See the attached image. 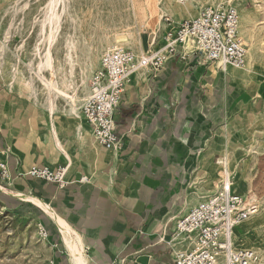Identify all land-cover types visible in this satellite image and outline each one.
Returning <instances> with one entry per match:
<instances>
[{
	"label": "rangeland",
	"instance_id": "374dc122",
	"mask_svg": "<svg viewBox=\"0 0 264 264\" xmlns=\"http://www.w3.org/2000/svg\"><path fill=\"white\" fill-rule=\"evenodd\" d=\"M207 6L236 8L239 36L247 54H255L250 68L246 69V57L245 68L234 70L237 75L233 77L232 68L222 72L205 64L194 80L199 83L195 93L201 106L203 97L211 105L201 112L200 128L214 138H207L211 149H220L213 157L219 173L224 165L218 160L227 163L235 189L255 208L253 215L236 227L235 244L254 250L256 264H264V0H0V103L4 105L0 104V113L5 117L8 112L15 119L0 117V131L6 123L17 130L24 119L26 135L20 147L31 155L33 163L47 159L53 150L46 144L39 147L40 134L56 149L77 134L79 123L90 134L80 107L102 54L122 46L139 56L159 41L156 37L163 17L179 24ZM50 34L54 39L49 47ZM115 35H125L128 42L115 43ZM48 47L50 69L41 67ZM44 82H53L64 93L50 84L45 87ZM237 95L245 97L244 104L230 108ZM50 102L58 140L49 125L46 109ZM31 110L38 112L33 115ZM13 132L11 141L15 140ZM4 137L0 134V147L6 153ZM34 214L29 204L11 196L0 181V264H50V247L38 233Z\"/></svg>",
	"mask_w": 264,
	"mask_h": 264
},
{
	"label": "crops",
	"instance_id": "0c3cea01",
	"mask_svg": "<svg viewBox=\"0 0 264 264\" xmlns=\"http://www.w3.org/2000/svg\"><path fill=\"white\" fill-rule=\"evenodd\" d=\"M178 25L173 21L171 28ZM165 28L159 29L154 50L163 47ZM183 53L179 48L154 77L148 68L130 76L114 115L120 137L115 150H105L84 129L61 144L60 151L40 134L39 147L46 144L53 150L47 159L33 163L31 155L20 148L25 125L23 136L19 134L11 142L4 133L7 123L4 129L2 125L0 134L5 136L10 155L0 147V161L6 162L11 177L4 184L11 196L35 211L47 234L50 264L72 263L59 225L40 204L47 206L72 235L80 237L92 264H173L177 247L172 252L170 237L176 220L214 193L224 170L230 171L225 163L220 175L213 160L220 149H211L208 139L213 137L200 128L201 112L211 106L206 97L201 106L195 93L199 83L194 76L203 64L195 55L182 58ZM191 58L194 63L188 64ZM234 70L232 77L237 75ZM244 98L237 95L230 108L243 105ZM4 110L7 112L6 107ZM5 116L11 119L8 112ZM0 117L7 120L1 113ZM31 165L66 167L65 186L26 176Z\"/></svg>",
	"mask_w": 264,
	"mask_h": 264
},
{
	"label": "built area",
	"instance_id": "2783aa9c",
	"mask_svg": "<svg viewBox=\"0 0 264 264\" xmlns=\"http://www.w3.org/2000/svg\"><path fill=\"white\" fill-rule=\"evenodd\" d=\"M183 1V0H180ZM166 27L162 32L163 47L147 50L141 55L122 47L107 49L101 56L98 69L91 75L88 95L80 113L94 140L105 150L120 146V137L114 121L115 111L121 103L130 76L148 68L153 77L166 62L175 57L178 49L182 58L196 55L203 65H214L220 71L228 68L243 70L246 66V45L239 36V15L230 6L202 7L191 20L171 28L172 20L162 18ZM189 50H185V47ZM187 51L188 53H185ZM4 155V152H1ZM66 167L50 169L32 166L26 176L63 188ZM0 181H11L6 162H0ZM234 187L233 175L228 169L217 189L177 219L170 237L173 264H256L254 250L235 244L236 227L254 213ZM42 239H47L43 226L37 224Z\"/></svg>",
	"mask_w": 264,
	"mask_h": 264
},
{
	"label": "bare ground",
	"instance_id": "6f19581e",
	"mask_svg": "<svg viewBox=\"0 0 264 264\" xmlns=\"http://www.w3.org/2000/svg\"><path fill=\"white\" fill-rule=\"evenodd\" d=\"M48 39H49V47H50L51 46V43H52V41L54 39V35L53 34H50ZM114 40H115V43H121V44H125V43L128 42V39H127V37L125 35H115ZM49 47L46 50V55H45L44 61L41 63V67H45V68H49L50 69V68H52V58L50 56ZM185 50L188 51L189 50V47L188 46L185 47ZM247 58H248V65H247V68L246 69L248 70L250 68V66H251L252 60L255 58V54L251 53V51H248ZM51 74L53 76V73H51ZM48 84H50L52 86L51 88H55L56 89V87L54 86L53 82H46V83L44 82V86L45 87L46 86L48 87ZM56 90H58V89H56ZM58 91L61 92V93H64V91H62V90H58ZM70 99H71L72 103L74 104L75 103V97L71 96ZM74 109H75V107L73 106V108L71 110L74 111ZM46 110L49 113L48 119H49V122H50L49 125H50V128H51L52 135L55 138H57L58 137V128L56 127L55 122H54V118H53V116L55 114V109L53 107V103L52 102H50V104H49V106H48V108ZM75 115H77V113H75ZM28 117H31V112H30V114H29ZM23 120L24 119L21 120V124L19 125L18 129L15 132H13L14 133L13 134L14 135L13 138H15V140L18 139L19 134L20 135H23L24 134L23 133V130H24V122H23ZM77 127H78V129H82V130L84 129L83 128L84 126L82 127L81 123H79ZM6 129H5L4 133L7 135V137L10 139V142H11V139H12L11 132H8V129L7 130ZM58 150H59V148H58ZM218 164L222 165L224 163H223V161L218 160ZM17 197L22 198V199H26L25 196L22 195V194H18ZM40 205H42V207L50 215H52V217L55 219V221L59 225V227H60V229H61V231L63 233L65 242H66L67 252H68V255H69V258H70L71 263L72 264H92L90 262L91 260L89 261V259L86 256L85 249H84L83 244L81 243L82 241H81L80 237L77 236V235H72L71 232H70V229L63 222H61L57 217H55V215L52 214V212L49 210V208L47 206H44L43 204H40Z\"/></svg>",
	"mask_w": 264,
	"mask_h": 264
},
{
	"label": "water",
	"instance_id": "95a60500",
	"mask_svg": "<svg viewBox=\"0 0 264 264\" xmlns=\"http://www.w3.org/2000/svg\"><path fill=\"white\" fill-rule=\"evenodd\" d=\"M139 261L144 263L145 262V259H140Z\"/></svg>",
	"mask_w": 264,
	"mask_h": 264
}]
</instances>
